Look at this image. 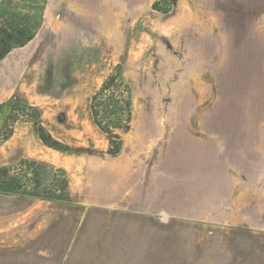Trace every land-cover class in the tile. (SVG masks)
<instances>
[{"label": "rangeland", "instance_id": "1", "mask_svg": "<svg viewBox=\"0 0 264 264\" xmlns=\"http://www.w3.org/2000/svg\"><path fill=\"white\" fill-rule=\"evenodd\" d=\"M50 1L0 0L1 11L40 23L27 49L0 59V138L11 96L40 107L45 128L71 147L45 158L66 171L70 197L0 194V264H264V0H167V12L157 0H110L134 45L98 53L107 68L89 69L83 86L60 68L61 2ZM24 58L25 91L2 69ZM117 62L133 121L115 133L129 163L115 181L95 166L112 158L90 100ZM35 146L3 142L0 166L41 156ZM57 175L42 171L40 191Z\"/></svg>", "mask_w": 264, "mask_h": 264}, {"label": "trees", "instance_id": "2", "mask_svg": "<svg viewBox=\"0 0 264 264\" xmlns=\"http://www.w3.org/2000/svg\"><path fill=\"white\" fill-rule=\"evenodd\" d=\"M157 0L153 8L163 12L162 2ZM40 23L32 15L21 12L7 13L0 8V59L5 58L12 50L28 44L38 33ZM0 104V112L5 107ZM10 111L4 121L8 131L1 135L0 145L11 138L18 121H33L39 124L38 131L41 140L48 147L59 151H69L71 147L56 139L41 123L42 112L39 107L11 99L8 102ZM91 113L94 123L109 136V154H118L123 147V141L115 136L117 130L126 128L133 120V88L125 78L121 65L105 78L99 89L91 98ZM53 168L57 172L54 188L51 184L43 185L41 172ZM69 178L62 168H54L34 159L23 158L16 167L0 166V194L15 196H33L41 200L65 201L70 197Z\"/></svg>", "mask_w": 264, "mask_h": 264}, {"label": "crops", "instance_id": "3", "mask_svg": "<svg viewBox=\"0 0 264 264\" xmlns=\"http://www.w3.org/2000/svg\"><path fill=\"white\" fill-rule=\"evenodd\" d=\"M59 2H61L58 5V7H60L59 13H60L61 18L59 20V23L57 24V27L56 28L53 27V29L58 30V51L59 53L65 54L64 62H62V65L60 68L64 70H67V69L71 71L73 70L71 79L73 78V81L76 85L83 86L86 84L84 82V79L85 77L89 75L88 74L89 69L96 71L98 69L107 68V65H105L102 61L100 62L98 59L97 60L95 59L98 53L109 54L110 51L112 52L130 51L134 43H132V40L129 39V36H127L126 38H122L121 36V30H123V26H124L123 20L119 18L117 19V21L112 22L111 17H112V13H114V9L111 8L113 6L112 1L110 0H59ZM50 3L54 4L53 0H51ZM38 31L40 32V30ZM39 32L28 44H26L23 47H19V48L12 50L7 56H9L15 50L27 49L29 44L35 40ZM7 56L5 58H7ZM26 62L27 61L24 58L23 62L19 61V63L11 64L10 66H8L9 68L1 67L2 69H5L4 72H8V74L10 75L9 76L10 78L8 77V80L6 81L4 79V81L11 82L10 85L16 84L20 86L21 88H23L24 91L27 90L26 87L29 81L28 79L29 77L30 78L33 77V74L29 71V67H27L29 66V64H27L28 62L27 63ZM117 65H121V62H117L115 67ZM2 69H1V73H4ZM107 76H105L103 79L105 80ZM4 85H8V84H4ZM14 89L15 88L13 87L11 91L9 90L10 91L9 93L11 95L16 92L14 91ZM7 92L4 93V91L0 90V95H3V93L7 94ZM11 99H15V100H19L22 102H26L28 104H32L28 100H25V99L23 100L21 98L18 99V97L15 95L9 98V100ZM90 104H91V100H90ZM32 105H35V104H32ZM90 113H91V108H90ZM91 118L94 123L92 113H91ZM19 123H21L20 128L17 130V124ZM41 123L43 124V112H42ZM31 124H33L35 127L31 128L30 127ZM38 127H39V124L33 121H18L16 123L14 127V133L11 136V138L16 136L17 139L22 140V139L33 137V141L36 145L35 149L38 150L37 153L35 154L39 155L42 153L41 156L39 157H32V155H30V156H24L20 158V160L23 158H29V159L37 160L39 162L46 163V164H48V162H46L45 158H48V159L54 158V159L59 160L61 158L60 154L66 151L55 150L53 148L48 147L46 144H44V142L41 140L39 136ZM100 131L103 132L102 130ZM103 133L106 134L105 132ZM107 137H108L107 154L112 159H109V161L104 162V163L97 162L95 166L96 168L101 169V172L99 175H102L103 178L110 179V180L113 178L115 181L121 180L123 177L124 171L126 172L129 167V163L127 160L124 159V157L119 156L123 150V147H122L121 152L118 154L108 153L110 140H109L108 135ZM10 139H8L7 141H9ZM7 141H4V142H7ZM43 146L52 149L55 152L54 155H51L48 152L46 153L44 151ZM93 167L94 166H91L90 169H92ZM95 172H97V170ZM113 191L116 192V189L113 188Z\"/></svg>", "mask_w": 264, "mask_h": 264}]
</instances>
